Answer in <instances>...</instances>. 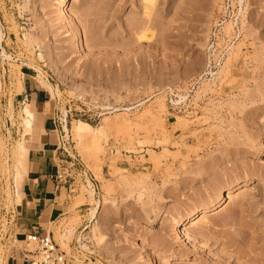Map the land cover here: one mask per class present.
I'll return each instance as SVG.
<instances>
[{
  "label": "rangeland",
  "instance_id": "1",
  "mask_svg": "<svg viewBox=\"0 0 264 264\" xmlns=\"http://www.w3.org/2000/svg\"><path fill=\"white\" fill-rule=\"evenodd\" d=\"M238 1L155 0L147 19L143 0H0L11 89L24 68L62 127L117 124L100 154L62 133L70 264H264V0Z\"/></svg>",
  "mask_w": 264,
  "mask_h": 264
},
{
  "label": "crops",
  "instance_id": "2",
  "mask_svg": "<svg viewBox=\"0 0 264 264\" xmlns=\"http://www.w3.org/2000/svg\"><path fill=\"white\" fill-rule=\"evenodd\" d=\"M7 35L0 21V148L5 149L0 159L6 160L8 166V174H0V264H29L25 238L48 233L55 239L56 229L61 230L60 222L66 219L68 206L61 201L65 187L60 175L64 166L60 152L65 146L64 130L55 108H51L46 89L42 85L38 88L28 70L23 68L21 80L15 84V90L11 89L7 59L2 57L3 53L10 57L14 53ZM25 106L33 114L32 134L24 143V165L20 179H16L12 149L22 134L16 115ZM7 182L10 202H6L4 194ZM74 236L73 230L72 240ZM70 245L67 242L66 255H70Z\"/></svg>",
  "mask_w": 264,
  "mask_h": 264
},
{
  "label": "bare ground",
  "instance_id": "3",
  "mask_svg": "<svg viewBox=\"0 0 264 264\" xmlns=\"http://www.w3.org/2000/svg\"><path fill=\"white\" fill-rule=\"evenodd\" d=\"M69 1L70 0H60V3H59V6L60 7H65L68 3H69ZM238 1V0H237ZM143 4H144V13H143V15H145V17L148 19L149 18V13H150V11L151 10H153L154 8L153 7H155V0H143ZM239 2V1H238ZM242 14H243V12H242ZM144 24V23H143ZM143 24H140V25H143ZM139 25V26H140ZM138 26V25H137ZM137 26H135V28L137 27ZM145 27V24H144V26L142 27V29H139V30H142V31H138V34H136L137 36H136V38L138 39V40H144V39H149L150 40V37L152 38V35H153V33H152V31L150 30V31H148L146 28H147V26L145 27V29H143ZM134 28V29H135ZM138 28V27H137ZM136 28V29H137ZM149 28V27H148ZM223 30L222 31H225V35H229V34H227L229 31H230V29H231V26H230V24L229 23H227V24H225L224 25V27L222 28ZM136 31V30H135ZM148 31V33L150 32V33H152V35L150 36L148 33H146ZM137 32V31H136ZM139 32H140V34H139ZM149 36V38L147 37V35ZM24 38H23V40H24V42H29V40H27V37H25V36H23ZM235 45H233V47H234ZM232 47H230V49H231ZM234 48H236V47H234ZM232 50H234L233 48H232ZM232 50H231V52L230 53H228L229 55H232V56H234L233 54H232ZM235 53H236V51H234ZM229 55H228V58H227V60H226V62L225 63H223V65L225 66L226 64H227V62H229L228 60H229ZM41 56V55H40ZM39 56V57H40ZM2 57L3 58H6L7 60H9L11 57L10 56H7V55H5L4 53L2 54ZM222 65V66H223ZM222 67L221 69L219 68V72H218V74H221L222 73V71H223V69L225 68V67ZM227 71V70H226ZM224 72H225V70H224ZM228 73V72H227ZM227 73H225V74H227ZM40 77H42L43 78V74H40L39 75ZM221 76V75H220ZM42 80V79H41ZM41 85L46 89V91H47V94L51 97L53 94H54V92H53V89L44 81V80H42L41 81ZM202 86L197 90V91H199V92H201V91H204L203 90V88H204V85L203 84H201ZM205 87H206V84H205ZM202 89V90H201ZM56 94H58V91H56ZM198 94V92H196V95ZM195 95V96H196ZM177 96V95H176ZM198 97V96H197ZM177 98H178V96H177ZM185 97L184 96H179V101H181L182 99H184ZM159 99V98H158ZM184 101V100H183ZM161 103V102H160ZM160 105V104H159ZM160 109L159 110H164L163 109V105H161L160 107H159ZM123 111L125 112H127L128 110H124L123 109ZM21 127H22V134H21V136H20V141L16 144V147H14V149H12V151H13V158H14V163L13 164H15V166H14V168H15V173H16V179H18L21 175H20V172H22V169H23V165H24V163H23V160H24V156H25V154H26V150H25V148H24V143L26 142V141H28L29 139H30V137H31V134H32V131H31V125H32V120H33V114L31 113V111L29 110V108L27 107V106H25L24 108H22V110H21ZM65 114V113H64ZM123 114H126V113H123ZM64 116V115H63ZM126 116V115H125ZM126 117H124L122 120L124 121L122 124H123V129H120V127H119V130H122V131H124L125 129H127V130H129V128H130V124L129 123H131V122H129V120H124ZM122 120H121V122H122ZM63 121V120H62ZM105 122V121H104ZM72 124H71V126H70V128H68L67 127V122H66V119H64V121H63V130H64V132H66V134L67 135H70L71 136V138H73V139H75L77 142H78V144H81L82 142H83V140H89V141H86V143L87 142H89L90 144H91V148H92V150H94V151H92V153L93 152H97V153H99V140H100V138L101 137H104V135H105V132H106V130L107 129H111V128H114V126L115 127H117V124H115L113 127H111L112 125H110V127L111 128H107L109 125V123L107 124V123H105V124H101L102 126H100V127H98V128H93L90 124H88L87 122H84V121H81V120H77V121H74V122H71ZM103 123V122H102ZM119 125V124H118ZM121 125V124H120ZM145 126H146V124H144ZM139 126V125H138ZM141 126V125H140ZM139 126V127H140ZM144 126V127H145ZM122 127V126H121ZM146 128V127H145ZM117 129V128H116ZM116 129H114V130H116ZM113 130V129H112ZM113 130V131H114ZM131 130H132V128H131ZM109 130H107V132H108ZM116 131H118V130H116ZM115 131V132H116ZM122 131H120L119 133H121ZM130 131V130H129ZM106 132V133H107ZM124 135L126 136V133H124ZM129 136V135H128ZM107 137V136H106ZM105 138V137H104ZM105 140H106V138H105ZM17 142V141H16ZM81 142V143H80ZM83 143H85V142H83ZM89 145V144H88ZM15 146V145H14ZM88 148H89V146H87ZM90 148V149H91ZM134 150V149H133ZM102 151V150H101ZM100 151V153H102ZM99 153V154H100ZM94 154V153H93ZM98 154V155H99ZM118 154V153H117ZM95 155H97L96 153H95ZM94 156V155H93ZM91 157V156H90ZM89 156H88V158H89V160L91 161V162H93V160L97 157H94V159H92V158H90ZM87 158V157H86ZM113 159V158H112ZM115 159L116 158H114V160H110L111 162H109L110 163V166H109V168H113L114 169V161H115ZM84 160H86L85 158H84ZM88 160V159H87ZM94 162H96V163H94L95 165H96V168H95V166L94 165H92V166H94V169H95V173H94V170L92 169H90L91 171H93L92 172V174L94 173V175H93V177H94V179L96 178L97 180H102V178H101V170H100V167H99V165H97V163H99V161H97V159L94 161ZM93 164V163H92ZM91 166V168H93ZM88 168H90V167H88ZM122 171V172H121ZM115 172H120L122 175H123V172L125 173V171L123 170V169H119V168H117V169H115ZM119 175V174H118ZM122 175H119V176H122ZM124 178V177H123ZM20 179V178H19ZM120 179V178H119ZM122 179V178H121ZM125 180H126V178H125ZM125 180H122V182H124ZM121 181V180H120ZM122 182H120V183H122ZM127 182V181H126ZM256 184H259V183H256ZM124 185V184H123ZM90 191H89V195H90V197H92L93 196V190L92 189H89ZM88 192V191H87ZM88 195V196H89ZM228 195V194H227ZM226 195V196H227ZM89 197V198H90ZM229 196H227V197H224V195H222L221 197H220V199H219V201H218V206H221L223 203H224V199H226V198H228ZM18 200L17 201H19V197L17 198ZM95 211L96 210H94L92 213H91V216H92V218H95L94 216H95ZM199 214H203L204 216H201V217H205L206 215L205 214H207V209H202V211H200L199 212ZM196 216H198V212L195 210V211H193L192 212V214H191V218H197ZM184 220H182V219H179L177 222H176V225H177V227L178 226H182L183 224H184ZM194 225V224H193ZM184 235H185V233H184ZM71 236H72V229H66L65 230V232L64 233H62V234H57L56 235V240H57V243H58V246L60 247V248H62V249H65V250H67V242H68V240L71 238ZM186 236V235H185ZM84 246V248H87V246L86 245H83ZM65 253V252H64Z\"/></svg>",
  "mask_w": 264,
  "mask_h": 264
},
{
  "label": "built area",
  "instance_id": "4",
  "mask_svg": "<svg viewBox=\"0 0 264 264\" xmlns=\"http://www.w3.org/2000/svg\"><path fill=\"white\" fill-rule=\"evenodd\" d=\"M26 242L33 246L32 250L26 251V260L29 264H70L66 254L48 234H31L27 236Z\"/></svg>",
  "mask_w": 264,
  "mask_h": 264
}]
</instances>
